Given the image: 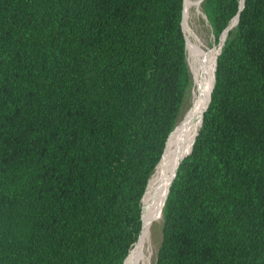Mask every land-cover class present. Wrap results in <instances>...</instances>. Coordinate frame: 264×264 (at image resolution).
Returning <instances> with one entry per match:
<instances>
[{"label":"trees","instance_id":"1","mask_svg":"<svg viewBox=\"0 0 264 264\" xmlns=\"http://www.w3.org/2000/svg\"><path fill=\"white\" fill-rule=\"evenodd\" d=\"M239 1H202L216 41L238 23L155 264H264V0ZM183 9L0 0V264H125L191 81Z\"/></svg>","mask_w":264,"mask_h":264},{"label":"bare ground","instance_id":"2","mask_svg":"<svg viewBox=\"0 0 264 264\" xmlns=\"http://www.w3.org/2000/svg\"><path fill=\"white\" fill-rule=\"evenodd\" d=\"M200 3L201 0H184L182 27L185 30L191 11L196 9L200 13ZM228 31L229 29L226 35ZM185 39L186 48L194 61L190 102L183 120L175 127L174 135L168 141L163 158L149 179L147 190L141 202L142 231L137 242L130 250L125 264H153L152 257L154 251L150 238L152 218L158 215L163 202H165L164 200L166 199L177 167L185 158L184 156L188 155L192 147L201 124L203 110L209 101L210 87L213 83L215 71V48L199 46L198 40L193 34L186 36Z\"/></svg>","mask_w":264,"mask_h":264},{"label":"rangeland","instance_id":"3","mask_svg":"<svg viewBox=\"0 0 264 264\" xmlns=\"http://www.w3.org/2000/svg\"><path fill=\"white\" fill-rule=\"evenodd\" d=\"M200 5H201L200 13H198L196 9H193L191 11L190 19L188 20V23L186 25V27H187L186 30L181 25V27L183 29L184 39L186 38V36H190V34H193L194 37L198 40L199 46L204 47V48H208V47L209 48H215L216 56H217L219 49H220L219 44H220V37L221 36L219 37V39L217 41L215 40V38L212 34V28L209 25L208 21L206 20L204 12H203L202 0H201ZM229 25H230L229 30H233L236 27L234 21H232ZM185 41H186V39H185ZM185 48H186V44H185ZM186 62H187V66H188V69L190 72L191 81H190V84L188 86L187 92L185 94L183 103L181 105V108L179 111L180 114H179L176 126L183 120V117L186 113L185 111L187 110L189 102H190V97H191L190 92L192 91L191 90V88H192V75H193L192 71H193V67H194V61H193V58L191 57L187 48H186ZM162 224H163V218H161V214L159 211L158 215L154 216L152 218V221H151V237L150 238L152 240V246H153V251H154V254L152 257L153 264H155V257H156L158 248H159L161 241H162L161 240Z\"/></svg>","mask_w":264,"mask_h":264},{"label":"water","instance_id":"4","mask_svg":"<svg viewBox=\"0 0 264 264\" xmlns=\"http://www.w3.org/2000/svg\"><path fill=\"white\" fill-rule=\"evenodd\" d=\"M203 1V0H202ZM183 2H184V0H183ZM239 4H240V9H242V7H243V0H240L239 1ZM183 11H184V9H183ZM238 14L233 18V19H235V24L237 25V23H238ZM182 19H183V15H182ZM181 25H182V23H181ZM226 30H227V28L225 29V31L222 33V35L223 34H225L226 33ZM221 35V36H222ZM226 39V38H225ZM225 39H223V41L221 42V45H220V50H219V52H218V56L220 55V53H221V50H222V46H223V43H224V41H225ZM185 44H186V41H185ZM218 56H217V58H218ZM217 58H216V60H217ZM215 65H216V61H215ZM214 68H215V66H214ZM215 70H216V68H215ZM215 73V72H214ZM213 84H214V77H213ZM213 84H212V87H213ZM212 87H211V92H212ZM210 96H211V93H210ZM210 96H209V101H210ZM209 101H208V104H209ZM207 104V105H208ZM206 108H207V106H206ZM206 108L203 110L204 112H205V110H206ZM204 112H203V114H204ZM202 119H203V116H202ZM201 124H202V120H201ZM201 124H200V126H201ZM200 128V127H199ZM199 130V129H198ZM198 132V131H197ZM171 134V133H170ZM170 134H169V136H170ZM198 134V133H197ZM197 136V135H196ZM169 138V137H168ZM195 140V139H194ZM193 143H194V141H193ZM193 145V144H192ZM191 149H192V147H191ZM191 149L189 150V153L191 152ZM189 153H188V155H186V156H184L185 158L186 157H188L189 156Z\"/></svg>","mask_w":264,"mask_h":264}]
</instances>
